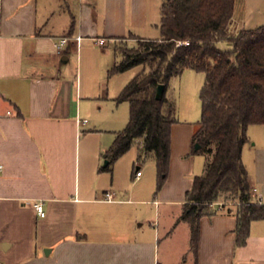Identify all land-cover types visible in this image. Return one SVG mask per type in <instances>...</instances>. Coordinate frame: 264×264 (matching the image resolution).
<instances>
[{"label": "crops", "instance_id": "crops-1", "mask_svg": "<svg viewBox=\"0 0 264 264\" xmlns=\"http://www.w3.org/2000/svg\"><path fill=\"white\" fill-rule=\"evenodd\" d=\"M162 1L0 0V264H264L263 220L252 221L246 244L236 247L234 207L211 206L200 218L196 250L191 225L181 220L195 177L199 121L177 117L174 91L183 96L196 71L173 77L166 93L176 122L161 189L141 184L142 172L136 177L150 156L138 161V147L130 164L124 155L111 172L101 170L129 121L128 111L125 126L113 129L126 102L117 97L137 74L110 96L116 42L159 39ZM61 36L72 39L59 54L54 40ZM83 75L97 77V88L87 87ZM242 160L253 198L264 203L263 143L248 141ZM107 190L115 202L102 201ZM39 201L44 217L33 207Z\"/></svg>", "mask_w": 264, "mask_h": 264}, {"label": "trees", "instance_id": "trees-1", "mask_svg": "<svg viewBox=\"0 0 264 264\" xmlns=\"http://www.w3.org/2000/svg\"><path fill=\"white\" fill-rule=\"evenodd\" d=\"M235 5L236 0H163L161 37L138 38V46L122 50L108 71L113 76L141 68L117 97V102L129 103V121L107 150L108 163L101 170L111 172L135 144L138 161L153 155L157 190L168 178L171 127L176 122L175 104L166 96L170 81L185 69L205 74L191 153L205 154L206 159L202 174L194 177L185 195L181 215L191 225L194 250L200 218L222 199L239 203L234 208L236 247L246 244L252 221H264V203L253 198L242 160L249 126L264 125V25L230 34ZM222 41L229 49L218 46ZM159 86L164 90L157 97ZM196 143L201 146L198 150Z\"/></svg>", "mask_w": 264, "mask_h": 264}, {"label": "rangeland", "instance_id": "rangeland-1", "mask_svg": "<svg viewBox=\"0 0 264 264\" xmlns=\"http://www.w3.org/2000/svg\"><path fill=\"white\" fill-rule=\"evenodd\" d=\"M262 25H264V0H236L235 14L228 29L230 34L235 35L242 29H253ZM138 43V38L133 36H130L125 40L117 41L115 46L116 54L119 58H121L122 50L126 48L136 47L138 46ZM222 45L223 46L221 49H229V44L227 42L223 43ZM139 70L140 67H135L124 74L115 75L111 78H106L109 84L110 96L117 95L123 85H125L127 81H129L136 73H138ZM191 75V79H187L186 81H184V86H182V91L184 92V95L181 97L178 96L176 90L174 91V95L177 97V117L181 120L183 119V121L185 120L189 123H194L196 121H199L201 116V101L199 97V89H202V86L205 83V77L203 74H199L196 72H192ZM83 76L84 83L87 85V87L92 86L94 89L97 88V84L100 82L97 77L95 78L94 76V79L92 80L93 77L86 79V76ZM128 111V102L118 105L117 110L115 111L117 122L115 123V126H113V129H119L125 126L128 118ZM247 135L250 143H253L257 140L258 143H263L264 145V125L250 126L247 130ZM136 148L137 145L134 144L132 148L126 154H124L125 156L127 155V157H125L126 161H122L123 163L127 162V164H130L132 158H134L133 160H136ZM124 155L122 157H124ZM194 158V176H198L202 174L206 155L197 154ZM248 159L253 162V158L251 155ZM139 165H141V172L143 173L141 184H157L156 164L153 155L150 154V156L141 161ZM220 202L226 203V206H232L234 208L239 204L237 200L232 198L227 200L222 199L220 200Z\"/></svg>", "mask_w": 264, "mask_h": 264}, {"label": "built area", "instance_id": "built-area-1", "mask_svg": "<svg viewBox=\"0 0 264 264\" xmlns=\"http://www.w3.org/2000/svg\"><path fill=\"white\" fill-rule=\"evenodd\" d=\"M71 37L69 36H61V37H58L54 40V47L56 49V51L60 54L62 53L65 48L69 45L70 41H71ZM75 41L79 44L80 43V40H81V36H75L74 37ZM105 43V40L104 39H99L98 40V44L99 45H103ZM185 44H188V42H184ZM10 113V112H8ZM84 122L86 120H83ZM2 168V166L0 165V169ZM141 175V171H137L136 172V177L138 178L139 176ZM102 201L104 202H115L116 199H115V192L112 191V190H107L103 193V196H102ZM226 205V203H221V202H216V203H213L211 206H216L217 209L219 210H222L223 207ZM33 207L35 208V210L37 211V213L41 216V217H44L45 216V211H44V207H43V203L42 202H36L33 204Z\"/></svg>", "mask_w": 264, "mask_h": 264}, {"label": "water", "instance_id": "water-1", "mask_svg": "<svg viewBox=\"0 0 264 264\" xmlns=\"http://www.w3.org/2000/svg\"><path fill=\"white\" fill-rule=\"evenodd\" d=\"M163 86H159L158 88V92H157V97H160L163 93ZM200 144L196 143L195 146H194V150H198L200 148ZM108 163V160L105 161L104 165H106Z\"/></svg>", "mask_w": 264, "mask_h": 264}]
</instances>
